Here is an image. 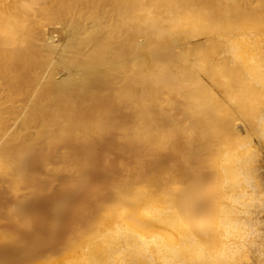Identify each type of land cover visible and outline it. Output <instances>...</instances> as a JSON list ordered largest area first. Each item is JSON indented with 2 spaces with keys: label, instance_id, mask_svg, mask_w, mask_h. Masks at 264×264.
Wrapping results in <instances>:
<instances>
[{
  "label": "bare ground",
  "instance_id": "bare-ground-1",
  "mask_svg": "<svg viewBox=\"0 0 264 264\" xmlns=\"http://www.w3.org/2000/svg\"><path fill=\"white\" fill-rule=\"evenodd\" d=\"M260 145L264 0H0V212L63 178L62 260L264 264Z\"/></svg>",
  "mask_w": 264,
  "mask_h": 264
},
{
  "label": "rangeland",
  "instance_id": "rangeland-1",
  "mask_svg": "<svg viewBox=\"0 0 264 264\" xmlns=\"http://www.w3.org/2000/svg\"><path fill=\"white\" fill-rule=\"evenodd\" d=\"M129 23L131 24V26L129 25ZM48 24L49 25H47V29H49V30L51 29V31H54V39L56 41H59L61 39V37H62L61 32L59 33V31H57L59 29V27H60V24L56 23V22H51V23H48ZM134 25H135V23H133V20L128 21V27L132 28V26H134ZM199 36L201 37V35H199ZM128 43L130 44L129 40H127V42L125 44L128 45ZM192 57H194V56H192ZM189 59L192 61V59L194 60L195 58H189ZM202 74H203L202 77L205 79L206 78L205 73H202ZM207 80L208 79L206 78L204 81L208 82ZM24 102H19L20 104L18 106H16V107L18 109H21L20 106L23 105ZM17 104H18V102H17ZM161 105L164 106V103L162 102ZM160 108L161 107L159 106V108H157V109L160 110ZM238 122H240V120ZM259 151H260V154H261L260 157H259L260 166H261V170L264 171V145H260ZM104 177L106 179H107V177H110V179H111V174L109 175V173H104V176L102 174V175H100V177H96L95 180H97L98 178L100 180H106V179H102ZM63 183H64V179L63 178H61V177L57 178L51 184V187L53 189V191H52L53 193H48L46 195V192H43V194L40 195L41 197L39 196L40 197V198H38L39 200L37 199V200L27 201L28 203L26 202L27 206L26 205L23 206V211L25 210V211H27V213L29 215H31V217H30L31 226L30 227H24L23 225H21V223H19L17 221L15 222V220L8 219V217L4 213H1V212H3L5 210V206L8 207L10 204L13 203L14 196L9 190L5 191V193H4V190H6V189L0 190V211H1L0 212V228H10L12 230H15L19 234L21 233L20 235H22V236L25 233L24 237L26 239L35 238L36 237L37 239L40 240V242L37 245H34V247H32V249L28 252L27 255H23L22 254V249L20 247L18 249L16 246H14V247L17 248L16 249L12 245L1 246L0 247V264H5V263L6 264H26L27 261H28V263L30 262L29 264H32L33 261L34 262L37 261V264H38V262H39V264H42L41 260L45 261L43 264H77V261L62 260L64 258L63 257L64 254L62 253V251H63V249L65 247L64 244L66 245V242H65L66 241V235H67L68 230H69V227H67V226H71V222H70V219H69L70 218V215H69L70 213L65 212L63 214H60L61 216H59V214L55 210V207H56L57 203L60 202L61 200H64V199H67V198L72 199V197H73L72 194L68 195V196L67 195L62 196L60 193H58V192H60V189H61ZM43 185H44L43 183L39 184L41 189L43 188ZM26 186L27 185H25V187ZM49 194H50V196H48ZM261 196L264 199V191L261 193ZM32 209H33V211H32ZM33 216H34V218H33ZM64 221H66V222H64ZM58 223L59 224L61 223L63 226L60 224L61 226L58 225V226H60V227H58L57 226ZM84 223L85 222H83V224ZM51 224L53 226L55 225L57 227L58 231L55 229L56 227L54 226L55 227L54 228ZM260 225L262 227H264V215L260 219ZM54 229L57 232H55ZM41 236L43 238H41ZM41 240H42V242H41ZM46 241H47V243H46ZM52 247H54V248H52ZM13 249H15V250H13ZM20 249H21V252H19ZM53 250L55 252H58L59 254L57 253L54 258L50 259V260H52V262L50 263V260L44 259V255L45 254L49 255V253L54 252ZM15 252H17L18 254L15 253ZM39 256H42L41 258H39L40 260L38 259ZM11 257H12V259H11ZM45 257H46V255H45ZM35 264H36V262H35Z\"/></svg>",
  "mask_w": 264,
  "mask_h": 264
}]
</instances>
